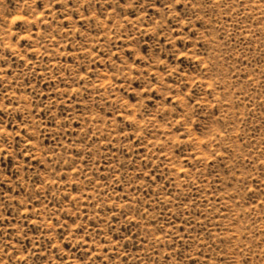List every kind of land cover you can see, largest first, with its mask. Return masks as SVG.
I'll return each instance as SVG.
<instances>
[{"label":"rangeland","instance_id":"1","mask_svg":"<svg viewBox=\"0 0 264 264\" xmlns=\"http://www.w3.org/2000/svg\"><path fill=\"white\" fill-rule=\"evenodd\" d=\"M0 264H264V0H0Z\"/></svg>","mask_w":264,"mask_h":264}]
</instances>
